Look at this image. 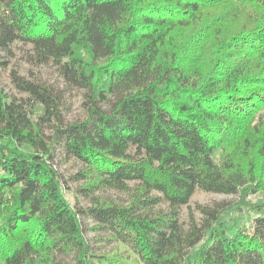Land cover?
Instances as JSON below:
<instances>
[{
    "label": "trees",
    "instance_id": "trees-1",
    "mask_svg": "<svg viewBox=\"0 0 264 264\" xmlns=\"http://www.w3.org/2000/svg\"><path fill=\"white\" fill-rule=\"evenodd\" d=\"M15 42L84 91L86 115L65 124L58 91L10 72L25 98L0 92V264H264V0H0V51ZM55 146L81 163L87 208L67 202ZM196 190L239 198L184 228Z\"/></svg>",
    "mask_w": 264,
    "mask_h": 264
},
{
    "label": "rangeland",
    "instance_id": "rangeland-1",
    "mask_svg": "<svg viewBox=\"0 0 264 264\" xmlns=\"http://www.w3.org/2000/svg\"><path fill=\"white\" fill-rule=\"evenodd\" d=\"M5 65H1V64ZM14 71L19 76L24 77L27 80H38L44 83L56 91H58L64 100L65 106L63 110L64 123H70L77 119H82L86 115V109L83 105L82 89L70 87L64 84L61 76L58 73L56 65L49 61L47 63L39 64L33 57L32 47L30 44L22 42L13 43L8 52L0 51V92L14 98H25L24 94H21L15 89L10 80V72ZM112 99H110L111 101ZM109 103L103 105L104 110L109 109ZM264 113V110L262 111ZM45 134L51 136V131L45 129ZM129 154L134 155L135 150L131 147L128 150ZM53 164L61 176L64 182V196L70 206L74 208H87L90 205V200L83 192L80 191L82 181H76L72 179V176L81 168V163L72 157L66 156L62 146H55L53 155ZM136 182H129L128 187L130 190L134 189ZM153 195L158 193L152 192ZM94 195H97L104 199H112L118 203L127 204L129 192L119 191L115 189L104 188L96 191ZM260 195L252 194L248 195L245 200L254 203L257 199H260ZM239 198V194H220L213 192H205L202 190H196L189 199L186 205L178 208L179 222L186 228L188 221V214L192 212L193 217L197 222L200 221L201 215L196 209V206H213L220 203L235 202ZM170 210L169 205L164 200L154 205L151 208V213L168 212ZM82 227L84 230V236L89 245L94 249L96 253H110L117 246V243L108 238L107 233L99 230L92 229L95 223L87 217L81 216ZM118 252L123 255H127V251L119 247ZM58 260L65 262H73L72 257H64L62 255L57 256Z\"/></svg>",
    "mask_w": 264,
    "mask_h": 264
}]
</instances>
